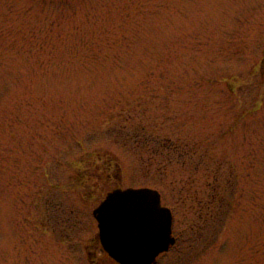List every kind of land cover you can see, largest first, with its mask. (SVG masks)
<instances>
[{
  "label": "rangeland",
  "instance_id": "obj_1",
  "mask_svg": "<svg viewBox=\"0 0 264 264\" xmlns=\"http://www.w3.org/2000/svg\"><path fill=\"white\" fill-rule=\"evenodd\" d=\"M129 186L172 211L155 264H264V0H0V264H118Z\"/></svg>",
  "mask_w": 264,
  "mask_h": 264
},
{
  "label": "water",
  "instance_id": "obj_2",
  "mask_svg": "<svg viewBox=\"0 0 264 264\" xmlns=\"http://www.w3.org/2000/svg\"><path fill=\"white\" fill-rule=\"evenodd\" d=\"M93 215L104 251L119 264H154L175 243L172 211L157 189L115 188Z\"/></svg>",
  "mask_w": 264,
  "mask_h": 264
},
{
  "label": "trees",
  "instance_id": "obj_3",
  "mask_svg": "<svg viewBox=\"0 0 264 264\" xmlns=\"http://www.w3.org/2000/svg\"><path fill=\"white\" fill-rule=\"evenodd\" d=\"M172 139H170L169 137H167L165 139V141H168V146L171 150H178L179 149V154H178V161L182 160L183 163H185V167H187L189 164L190 166L192 165H196L198 166L200 164V161L194 163L193 162V159L195 158V156L197 155V150H196V144H192L190 145L188 142L186 143H174V141L172 142L171 141ZM186 148H189V149H186ZM204 153H202V157H204ZM181 161V162H182ZM194 164H192V163ZM222 166L216 164V166L212 169V174L214 175V185H213V188H212V194H210V196L212 195V198H211V201H208V205L210 206L211 210L213 208H220V206H223V204H225V202L227 203L226 201V198L223 196V193H221L220 189H218V185L221 184V181H220V177H221V171H220V168ZM108 170H111V168H113V166H107ZM229 173H228V176L226 177V179L224 180V184H231L233 182V178H234V183L236 184V181H237V172H236V167L230 163L229 166ZM84 177V175H82ZM189 182L191 183L192 180H189ZM225 186V185H223ZM233 187V185H232ZM235 188V187H234ZM218 189V190H217ZM225 202H224V201ZM215 202V203H214ZM221 202V203H220ZM212 203V204H211ZM207 205V204H206ZM235 208V204H232V210Z\"/></svg>",
  "mask_w": 264,
  "mask_h": 264
}]
</instances>
